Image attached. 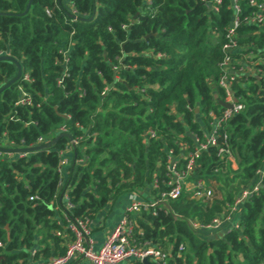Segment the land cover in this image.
<instances>
[{"label": "trees", "instance_id": "obj_1", "mask_svg": "<svg viewBox=\"0 0 264 264\" xmlns=\"http://www.w3.org/2000/svg\"><path fill=\"white\" fill-rule=\"evenodd\" d=\"M212 3L0 0V51L21 67L0 92V147L71 137L28 154L0 152V264L63 255L70 222L93 221L126 193L142 204L131 216L132 238L166 252L160 264H264V177L234 205L264 166V23H246L254 9L237 0L239 50L232 57L244 73L229 89L243 108L214 129L234 13L232 0L216 9ZM250 66L253 73H245ZM16 74L13 61H0V89ZM21 96L29 102L19 104ZM211 133L218 147L201 151L184 180L203 181L211 198L195 199L183 186L177 199L159 202L172 181L168 152L184 172L197 141ZM224 144L233 163L219 154ZM147 188L152 203L138 199ZM233 206L236 228L191 225L225 217Z\"/></svg>", "mask_w": 264, "mask_h": 264}, {"label": "built area", "instance_id": "obj_2", "mask_svg": "<svg viewBox=\"0 0 264 264\" xmlns=\"http://www.w3.org/2000/svg\"><path fill=\"white\" fill-rule=\"evenodd\" d=\"M213 9H216V5L220 4V0H215L212 3ZM249 5L253 7V12L246 17L244 20L246 23L252 25H262L264 23V0H249ZM232 10L233 19L227 30L226 40L227 42L223 46V60L221 67L224 70L223 76L219 80V86L224 89L225 97L222 102L225 104H230L231 109L223 108L221 115L219 117L213 114V127H217L219 124L227 121L233 115L237 114L242 110V105L239 104L233 97L230 91V83L235 80L236 75L244 73L241 69H236V60L233 59V54L238 52L239 46L236 43V28L240 22L239 13L240 8L237 0H232ZM4 52L0 51V57L4 56ZM24 80L29 81L28 76L23 77ZM29 101L24 96H21L19 104L25 105ZM214 132V130H213ZM208 146L218 147L216 137L214 133H211L205 143L199 144L197 141L196 149L188 156L185 171L180 172L176 170L174 158H172V153L168 152V167L167 170L169 175L172 177V181L169 183V189L160 194L159 202L165 203L168 200L177 199L184 186L185 173L190 172L195 167V161L199 157L201 151L207 149ZM219 154L221 156L226 155L227 161L233 163L234 158L226 147V144L219 147ZM258 181L254 187L250 190H244L235 201V206L248 197L249 194L257 191L260 186V180L264 177V166L257 172ZM195 199H210L212 196V191L209 189L203 181L199 180L194 182V187L190 191ZM66 198V197H65ZM154 204V203H153ZM70 207V205H67ZM142 208V204L137 200L130 202L126 213L117 222V224L110 231L103 244L95 249L91 246L89 236H90V223L88 219L76 218L73 222L68 224V230L70 231L68 243L66 246L65 253L61 256H55L49 258L47 261L35 262L32 264H68L74 259L82 258L88 262V264H126L132 261L141 262L147 259L151 263L160 264L168 256L159 246H152L149 242L136 243L132 238V221L131 216L138 213ZM235 208L233 206L231 212L225 217H214L209 224L200 225L197 222H192L191 225L194 229H204L207 231H212L216 229H222V227L231 222Z\"/></svg>", "mask_w": 264, "mask_h": 264}, {"label": "crops", "instance_id": "obj_3", "mask_svg": "<svg viewBox=\"0 0 264 264\" xmlns=\"http://www.w3.org/2000/svg\"><path fill=\"white\" fill-rule=\"evenodd\" d=\"M210 86L212 89V94L214 99L218 101L219 94L217 93V88L215 84L213 82H210ZM65 156L67 158L66 160H68L69 152H66ZM184 187H186V190L191 191L194 187V182L193 184L185 183ZM135 198H137V196L133 194H127V193L123 194L116 201L109 204L105 209L101 210L96 214L95 218L93 219V221H91L89 225L90 227L89 240L93 248L97 249L103 244L104 240L106 239L110 231L126 213L130 202L133 201ZM138 199L144 203L145 202L152 203L154 201L153 200L154 198L150 195L148 188L141 192L140 198L138 197ZM228 223H226L222 228L230 229L232 227L237 226L236 220L234 221V218L231 220V222ZM209 234L211 235L212 233ZM68 264H88V262L82 258H77L72 260ZM126 264H130V263H126Z\"/></svg>", "mask_w": 264, "mask_h": 264}, {"label": "water", "instance_id": "obj_4", "mask_svg": "<svg viewBox=\"0 0 264 264\" xmlns=\"http://www.w3.org/2000/svg\"><path fill=\"white\" fill-rule=\"evenodd\" d=\"M4 60H10V61H13L15 63L16 68H17V74H16V77L13 80H11L3 88L0 89V92H2L3 89L8 87L14 81H16L21 75V67H20V65L17 62H15L8 55H4V56L0 57V61H4ZM218 104L222 108H225V109H231V107H232L230 104H225L222 101H218ZM60 137H67L71 141V137L68 134H62V135L54 138L53 140H51V141H49V142H47L45 144H42V145H38V146H35V147H29V148H18V149H5V148H1L0 147V152L17 153V154H28V153H32V152H35V151H38V150H45V149L51 148L59 140ZM141 264H152V263H150L147 259H144V260L141 261Z\"/></svg>", "mask_w": 264, "mask_h": 264}, {"label": "rangeland", "instance_id": "obj_5", "mask_svg": "<svg viewBox=\"0 0 264 264\" xmlns=\"http://www.w3.org/2000/svg\"><path fill=\"white\" fill-rule=\"evenodd\" d=\"M252 66H250V68H247L246 70L247 71H245V73H247V74H252L253 73V70H252V68H251ZM12 155H6V156H4V158H6V159H8V158H10ZM61 167H62V171H64V169H65V167L68 165V161L67 160H64V161H62L61 162ZM185 183H187V184H193V182L192 181H184V184ZM212 186V185H211ZM188 187V186H187ZM213 188H214V186H212ZM237 227V226H236ZM236 227H233V228H236ZM151 263V262H150Z\"/></svg>", "mask_w": 264, "mask_h": 264}]
</instances>
